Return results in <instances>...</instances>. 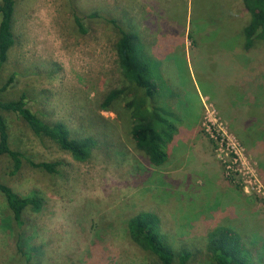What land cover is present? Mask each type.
<instances>
[{"label":"rangeland","instance_id":"obj_1","mask_svg":"<svg viewBox=\"0 0 264 264\" xmlns=\"http://www.w3.org/2000/svg\"><path fill=\"white\" fill-rule=\"evenodd\" d=\"M249 20L243 0L16 1L15 44L0 85L15 80L0 98L26 92L48 120L100 141L89 160L77 161L6 115L13 147L36 161L67 163L59 175L28 164L11 174V160H0V181L43 201L27 214L29 264H146L150 254L127 232V220L141 213L155 216L156 230L177 248L194 252L192 264H214L206 245L219 225L241 235L249 264H264V41L245 47ZM114 21L163 60L173 87L160 90L180 119L162 167L130 134L123 105L144 91L122 74ZM163 42L168 48L159 50ZM122 87L128 92L117 113L101 108ZM7 217L0 193V264H15Z\"/></svg>","mask_w":264,"mask_h":264},{"label":"trees","instance_id":"obj_2","mask_svg":"<svg viewBox=\"0 0 264 264\" xmlns=\"http://www.w3.org/2000/svg\"><path fill=\"white\" fill-rule=\"evenodd\" d=\"M16 1L0 0V75L15 44L13 26ZM243 4L250 14V20L243 25L245 47L251 48L257 41H264V0H243ZM114 23L116 24L115 21ZM116 25L120 31L116 51L122 74L128 82L144 91V96L136 94L123 105L130 114V134L136 149L145 153L150 164L153 167H162L168 162V144L178 134L175 121L180 120L176 119L175 112L169 109V106L164 105V101L163 104L160 101L163 97L160 90L168 88L167 85L172 86L164 76L163 60L157 59L156 53L149 55L145 45L134 33ZM141 44L144 48H141ZM165 44L163 42V47L157 48L165 50L168 48ZM168 54L165 51L164 55L157 56L166 58ZM14 80L15 76L12 75L0 85V93L6 91ZM127 92V87L110 90L101 103V108L117 113L115 105L121 102ZM172 93L165 95L171 98L176 94ZM31 100L26 92H22L17 98H0V160L3 157L11 160V174L19 173L23 166L28 164L50 174L59 175L62 173L61 168L67 166V163L63 160L36 161L13 147L8 115L22 120L35 136L47 138L75 160L87 161L92 157L94 148L100 144L94 135L73 131L61 120H48L43 116V112L40 113L34 108ZM259 132L264 133L261 130ZM261 140L264 143V136ZM0 193L8 207V217L3 221V225L12 231L16 244L14 262L32 263L34 249L28 244L29 237L26 236L27 214L40 211L43 201L35 193L21 195L11 185L2 181ZM156 227L157 219L150 213L137 214L127 220L128 237L150 254L151 261L146 264H192L194 252L188 248H177L170 238L157 231ZM244 252L241 235L232 227L219 225L208 233L206 255L214 264H249Z\"/></svg>","mask_w":264,"mask_h":264}]
</instances>
